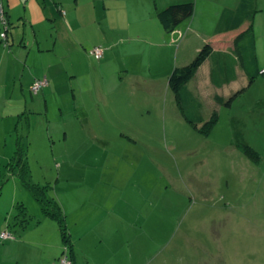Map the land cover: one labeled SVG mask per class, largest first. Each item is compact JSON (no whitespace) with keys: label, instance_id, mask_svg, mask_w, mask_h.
<instances>
[{"label":"rangeland","instance_id":"obj_1","mask_svg":"<svg viewBox=\"0 0 264 264\" xmlns=\"http://www.w3.org/2000/svg\"><path fill=\"white\" fill-rule=\"evenodd\" d=\"M56 60L33 54L25 84L51 63L54 86L39 94L26 88L27 102L7 95L11 115L0 113V264H62L64 257L57 220L11 171L20 142L32 180L69 202L67 214H87L77 225L66 216L76 232V264H264V74L232 108L223 107L208 132L174 104L166 118L153 111L137 121L136 134L113 127L97 133L89 129L101 122L97 107L90 105L88 120L73 73L81 57ZM83 62L86 69L99 59L91 54ZM161 90L164 106L170 99ZM240 143L255 148L259 161Z\"/></svg>","mask_w":264,"mask_h":264},{"label":"crops","instance_id":"obj_2","mask_svg":"<svg viewBox=\"0 0 264 264\" xmlns=\"http://www.w3.org/2000/svg\"><path fill=\"white\" fill-rule=\"evenodd\" d=\"M187 1L191 0H4L10 29L8 44H5L0 21V113L9 111L11 115L10 96L19 95L18 100L27 102L25 89L30 90L36 79L47 80L45 89L54 86V64L51 63L46 64L43 75L34 74L25 84L24 76L30 72V60L36 54L40 58L52 56L60 65L62 57H81L82 62L78 63L77 69L73 62L71 64L75 69L73 73L78 74V96L88 120L93 114L90 105L97 107L101 122L89 123L92 132L101 133L103 129L113 127L136 134L139 130L137 121L153 111L172 115L174 104L180 116L188 122L175 93L172 91L171 97L169 95V78L177 66L190 63L206 42H212L215 47L213 54L186 85L196 105L190 102L186 106L193 115L192 119L208 120L214 111L219 113L220 119L223 107L232 108L239 96L253 88L262 73L259 72L251 81L250 72L243 67L234 49L235 36L247 29L250 21L238 31L217 35L215 32L222 10L225 7L236 8L240 0H196L194 15L174 30H166L158 12L173 3ZM256 5L252 28L257 66L262 71L264 0H256ZM98 45L105 47L104 56L96 66L87 65L84 69L83 61L90 59V50ZM11 67L16 70L13 76L16 80L10 94ZM161 89L167 94V100L170 99L164 106L160 98ZM242 89L243 92L230 106L222 102ZM191 124L200 129L203 122ZM111 191L105 194L107 199L113 197ZM59 197L66 210L69 202ZM81 214L82 218L87 215L78 210L70 215L66 213L67 221L69 215L68 224L74 221L77 225L79 221L75 219ZM71 229L72 256L76 264V232ZM60 235L64 243L61 231ZM65 247L64 244V250Z\"/></svg>","mask_w":264,"mask_h":264},{"label":"trees","instance_id":"obj_3","mask_svg":"<svg viewBox=\"0 0 264 264\" xmlns=\"http://www.w3.org/2000/svg\"><path fill=\"white\" fill-rule=\"evenodd\" d=\"M256 11V0H240L236 8L225 7L221 12L215 32V34L219 35L223 33L238 31L242 29L247 21H250L248 28L241 31L237 36H235L233 43L234 49L236 50L243 67H245V69L250 72L249 74L251 81H253L255 76L259 72H261L257 66L255 35L252 28L253 16ZM194 13L195 2L187 1L173 3L167 6L166 8L158 12V17L163 27L168 31H172L177 28L183 21L191 18ZM214 48L215 47L212 42H206L190 63L183 66H177L173 70L169 78V85L175 93L177 101L181 109L183 110V113H185V116L188 118V121L195 125H197L198 122H203L200 129L204 132L210 131L216 124V122H218L219 113L217 111H214L211 117L205 121L201 119H192V114H190L191 116H188L187 112H190L188 111V107L186 105H188V103L190 102H193L195 104L196 101L188 93L186 85L194 77L197 70L207 60V58L213 54L215 50ZM45 87L46 86H44L37 92H35L33 89L32 90L36 94L41 92ZM241 92H243V89L232 95L227 100H222V102L225 105L230 106ZM19 145L21 146L17 147L15 154L12 156V161L10 163L11 171L14 175L20 177L22 184L32 192L33 196L40 203L43 212L46 215L51 216L52 218L57 220L64 244L67 246V252L71 256L73 263L75 264L72 256L73 242L71 239L69 228L67 227L66 214L63 210V207L59 200L51 195V185H40L39 183H35L32 180L31 168L27 159V147H24L21 142ZM239 147L242 152L252 161H259L260 154L251 145L247 143H240ZM1 186L2 184L0 183V190ZM20 204L21 213L26 216L28 214L27 207L23 203Z\"/></svg>","mask_w":264,"mask_h":264},{"label":"built area","instance_id":"obj_4","mask_svg":"<svg viewBox=\"0 0 264 264\" xmlns=\"http://www.w3.org/2000/svg\"><path fill=\"white\" fill-rule=\"evenodd\" d=\"M0 21H1L2 25H3V31L1 33V35L3 37V40L5 41V44H8V31L10 29V21H9L7 13H6L4 0H0ZM90 52L97 59H101L104 56L105 47L103 45H98V46H95L93 49H91ZM261 72L264 73V69ZM46 85H47V80L46 79H37L34 82V84L32 85V89L35 92H37V91H39L41 88H43ZM1 237H4V238L11 237L12 238L13 235L10 232H2L1 233ZM66 248L67 247H65L64 254H63L64 257L61 259L62 260V264H74L71 256L67 252Z\"/></svg>","mask_w":264,"mask_h":264}]
</instances>
